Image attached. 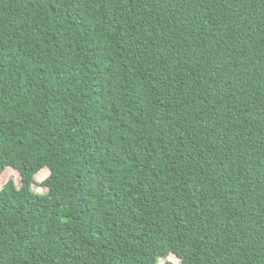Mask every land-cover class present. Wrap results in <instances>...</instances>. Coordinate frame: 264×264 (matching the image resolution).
<instances>
[{"label": "trees", "instance_id": "obj_1", "mask_svg": "<svg viewBox=\"0 0 264 264\" xmlns=\"http://www.w3.org/2000/svg\"><path fill=\"white\" fill-rule=\"evenodd\" d=\"M8 167L0 264H264V0H0Z\"/></svg>", "mask_w": 264, "mask_h": 264}, {"label": "rangeland", "instance_id": "obj_2", "mask_svg": "<svg viewBox=\"0 0 264 264\" xmlns=\"http://www.w3.org/2000/svg\"><path fill=\"white\" fill-rule=\"evenodd\" d=\"M47 175H48V172L45 169V170H41L35 177V180L38 185H33L32 191L36 193L37 195H43L46 192L45 188L39 186V184L47 177ZM8 180H13L15 184L17 185H19V182H20V177H19L18 172L15 171L11 167L6 168V170L1 174L0 189ZM168 260H170L171 262L175 264H179V260L172 254L168 256Z\"/></svg>", "mask_w": 264, "mask_h": 264}]
</instances>
